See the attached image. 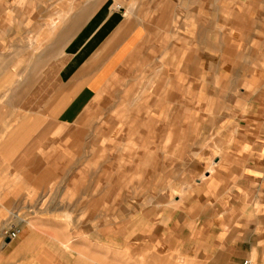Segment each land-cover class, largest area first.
Wrapping results in <instances>:
<instances>
[{
    "label": "crops",
    "instance_id": "crops-1",
    "mask_svg": "<svg viewBox=\"0 0 264 264\" xmlns=\"http://www.w3.org/2000/svg\"><path fill=\"white\" fill-rule=\"evenodd\" d=\"M246 262L264 0H0V264Z\"/></svg>",
    "mask_w": 264,
    "mask_h": 264
},
{
    "label": "built area",
    "instance_id": "built-area-1",
    "mask_svg": "<svg viewBox=\"0 0 264 264\" xmlns=\"http://www.w3.org/2000/svg\"><path fill=\"white\" fill-rule=\"evenodd\" d=\"M19 234V229H5L4 230V235L5 237L9 238V239H15L17 238ZM246 264H248V262H246Z\"/></svg>",
    "mask_w": 264,
    "mask_h": 264
},
{
    "label": "rangeland",
    "instance_id": "rangeland-1",
    "mask_svg": "<svg viewBox=\"0 0 264 264\" xmlns=\"http://www.w3.org/2000/svg\"><path fill=\"white\" fill-rule=\"evenodd\" d=\"M55 247H56V249L57 248L62 249V245H56ZM65 248H66V250H72V246H69V245H67ZM121 258H123V260L126 262V254H124V253L121 254Z\"/></svg>",
    "mask_w": 264,
    "mask_h": 264
}]
</instances>
